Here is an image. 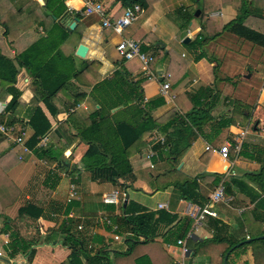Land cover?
<instances>
[{"label": "crops", "instance_id": "1", "mask_svg": "<svg viewBox=\"0 0 264 264\" xmlns=\"http://www.w3.org/2000/svg\"><path fill=\"white\" fill-rule=\"evenodd\" d=\"M87 1L0 0V55L14 61L17 55L28 52L33 45L35 49H32L31 55L27 56L28 63L33 69L50 64L51 75L67 78L64 88L48 103L42 99L38 100V80L32 76L30 70L25 66L18 67L15 88L20 92V97L18 108L13 113L6 111L11 96L6 94V88L0 82V123L12 125L16 129L15 135L21 136L25 143L33 133L28 122L38 107L51 125L50 131L41 139H47V144L49 143L53 149L49 153L59 157L61 162L38 157L36 152L39 144L34 150L21 153L16 158L18 150L15 149V145L0 134V213L2 215L0 252L3 255L0 264L63 263L70 253L68 248L62 245V239L66 237L62 232L64 230H71L79 235L93 251L104 250L106 247L127 251L128 245L125 240L126 237L131 236V233L129 226L123 222L121 210L123 201L118 207L102 203V197L115 190L126 193L127 203L132 201L147 212L164 211L177 217L172 225H160L157 228V236L153 242H150L151 244L138 246L135 250L137 256L149 253L160 262L159 264H174L181 257L176 240L181 238L187 244L188 236L192 231L193 218L190 213L200 208L199 205L207 203L218 186L211 177L214 174L222 177L225 175L221 181L225 187L227 184L230 185L226 187L225 195L232 200L229 206L220 202L211 203L212 214L204 216L202 224L191 232L190 238L196 244H200L201 248L198 250L199 254L189 261L192 257L191 252L187 264H210V262L218 264L221 253L227 245L226 242L240 241L243 244L247 243L246 240L251 241L246 235V227L258 228L252 218V212L257 204V197L264 198V194H260L251 181V175L257 173L260 167V162L257 161L262 159L255 150L264 145V83L258 87L254 95L250 83L242 84L236 81L238 75L243 77L245 75L241 72L237 74L239 67L236 66H228L231 68H228L230 74H226L218 83V78L213 72L214 66H217L215 65L217 58L208 54L214 49L215 44L222 43L225 39L221 34L220 37L215 35L221 32L223 25L234 19L236 12L227 5L222 10L211 12L208 18L209 24L201 22L196 17L194 19L197 21L193 20L189 23L193 29H188L187 26L185 27L183 17L190 13L193 6V9L197 8L195 1L145 0L149 10L139 15L133 22L130 33L133 38L134 35L137 36L140 46L150 47L156 38L159 41L157 46L164 49V52L155 55L147 76L141 68L136 69L139 64L131 65L133 61L124 62L118 56L116 46L122 37L102 28L99 17L81 16L79 20L73 17L84 8ZM95 1L100 2L113 18H119L123 14L122 4L118 0ZM250 2L252 6L264 12V0H250ZM60 11L69 16L65 22L61 20V15L54 14ZM224 12L229 19H219ZM215 13L220 15L211 17ZM74 21H76L75 27L69 30V25ZM162 22H169L179 30L184 29L185 38H189V42L184 44V38L179 40V43L190 48V56L185 51L177 53L174 49L173 52L168 49L167 46H172L175 37ZM6 28L9 31V39L4 35ZM137 33L150 34L152 38H140ZM165 35L170 38L165 39ZM229 35L231 34L228 33ZM64 36H67L65 40H63ZM206 36L210 41L202 48L194 49L187 46L196 37ZM227 38H230L226 39L228 44L232 41L247 44L234 35ZM79 45H84L88 49L84 58L76 55ZM253 51L257 53L256 61L264 65V51L261 49L259 51L253 49ZM200 53H203V58L196 60L195 57ZM227 55L232 57L227 58L228 63H236V59L241 57L237 50H228ZM122 68L130 74L128 80L130 87L134 86V83H139L143 98L141 107L148 104L145 108L147 116L160 124L166 123L175 112L180 116V122L169 129V136L153 130L144 133L140 145L134 146L132 155L134 163L132 156L129 159L134 183L127 189L111 183L93 182L89 172H77L76 169L88 146L79 138H75L62 148L64 140L58 129L71 113L78 115L75 122L80 124L84 117L99 109L97 101H94V96L91 94L95 84L108 81L107 89L110 95L106 97H115L119 92L116 83L120 84L121 81L115 73ZM167 74L169 78L166 80L164 77ZM165 83H169L170 87L164 92L162 85ZM204 90L212 95L204 102L206 104L209 101L206 106L209 120L207 118L201 130H197L191 126L184 113L191 108L190 98L198 91ZM248 92L250 94H247ZM77 93L86 94V97L75 104L74 96ZM126 102L125 105L111 109L107 131L103 133L106 139L111 141L115 139L110 129L115 123L138 124L143 118L136 112L135 98L132 97L130 101L127 99ZM241 111L243 117L239 115ZM255 123L256 130H253ZM248 125L251 129H247L241 142L247 148L245 155H235L232 147L236 135ZM69 131L75 132L71 126ZM156 137L164 139L163 146L158 143ZM224 144H229L231 147L230 158H233L231 172L234 173L231 177L224 173L229 165L223 163L216 153ZM183 150L185 151L178 166L181 165L184 172L178 171L177 168L176 170L184 177L196 180L199 193L197 204L184 198L172 186L165 190L157 187L160 178L156 179V177L171 169L170 158H174V155ZM150 153H153V156L148 159ZM64 162L69 164L67 169ZM71 185L75 187L76 195L67 202ZM27 205L42 209L44 212L42 217L32 220L25 215H19L18 210ZM159 205L166 207L159 208ZM259 212L255 211L259 216L263 215L264 220V213L261 215ZM99 215L110 218L117 226V231L95 223L94 218ZM5 219L7 224L4 223ZM184 219L191 221L189 228L187 226L186 229L183 227L176 230L182 224L184 226ZM262 231H264V223ZM115 235L119 240L113 239ZM213 237L226 242L210 243ZM20 241L37 243V246L33 247L34 254L29 262L22 254L25 245L19 244ZM3 247L7 248L6 252ZM55 250L59 252L55 253ZM261 256L262 253L258 250L257 257ZM256 262L258 263L256 257L252 255L251 247L231 257V264H256Z\"/></svg>", "mask_w": 264, "mask_h": 264}, {"label": "trees", "instance_id": "2", "mask_svg": "<svg viewBox=\"0 0 264 264\" xmlns=\"http://www.w3.org/2000/svg\"><path fill=\"white\" fill-rule=\"evenodd\" d=\"M118 1H120L122 4L123 12L125 9L132 8L134 5H138L142 13H147L149 10L145 0ZM193 1H195L197 4L196 10L192 14L187 13L183 17L187 25L192 19L196 18V11L200 12L198 20L202 22L210 18L209 16L211 12L222 10V8L230 5V7L235 9L236 15L233 20L223 25L221 32L215 36H219L223 32H227L264 51V28H262L261 31H258L256 29V25L250 23L251 18L264 21V12L252 6L249 0ZM54 14L55 16L61 15V20L64 22L67 18H69L68 14L62 11L59 13L54 12ZM73 17L76 20L81 18L79 13L74 14ZM133 24L134 23L127 27L124 36L139 42L140 40H137V36L135 37L134 35L133 38V35L130 33V29ZM4 35H6V37L9 39V31L7 28ZM137 35L144 39L152 38L150 34L137 33ZM66 38L67 36H64L63 40ZM208 41H210V38L207 36L205 38L196 37L195 40L189 43L187 46L193 47L194 49L197 47L202 48V46ZM158 42L159 41L155 38L150 47H145L143 45L140 46V51L142 53H148L150 51V54L155 58L157 53L159 55V53L164 52V49H161L159 46H157ZM32 49H35V46L32 45L28 52L17 55L14 58V61L6 59L0 55V82L4 84L6 88V94L11 96V99L6 107L7 112L13 113L19 105L18 99L20 97V92L15 88L18 67L25 66L28 70H30L32 76L38 80V100L42 99L49 103V100L64 88L63 86L67 78L60 75H51L50 64L36 69H33V67L29 65L27 56L31 55L30 52ZM202 54L203 53L197 55L195 59L201 60L203 58ZM133 61L135 64H139L136 69L141 68V64L138 60ZM208 61L211 62L210 59H208ZM215 70H217V66H214L213 68L214 73L216 72ZM75 75H77V73ZM115 75L121 80L120 84L116 83L119 92L115 97H106L110 95V92L107 89L108 81H102L95 84L91 89V94L94 96V101H97L99 109H96L84 117L85 119H82L80 124L75 122L78 115L71 113L68 115L67 120L58 129L64 140L62 143V148L71 143L75 138H79L81 142L88 146L86 153L80 160V168L77 167L76 169L77 172H89L90 178L93 182L111 183L114 186L127 189L132 183H134L133 171L129 161L130 157L134 154V146L136 147L140 145V139L146 132L158 130V132L169 136V129L173 125L177 124V122H180V116L175 112L166 123H158L157 120L145 114V108L148 104H144L143 107H141L143 98L142 92L140 91V85H138L139 83H134V86L131 85L130 87L128 84L130 74H128L123 68L121 71L115 73ZM164 78L167 80L169 78V74H167ZM209 95L210 94H208V92L205 90L195 93L190 98L191 108L189 111L184 113L191 126L197 130H201V128L205 125L206 119L208 118V108L206 106L209 101L206 104H204V102H206L207 97L210 98L212 96ZM85 97L86 94L77 93L74 96V103L77 104L78 101H82V99ZM132 97L137 101L135 106L136 112L141 114L143 117L140 123H115L112 125V128H110L115 135V139L112 141L106 139L103 133H106L107 131L109 122L108 115L110 114L111 109L118 107L119 105H125L127 103V99L130 101ZM239 115L243 117V112L241 111ZM28 126L32 129L33 133L24 143V146L28 150H34L37 147V144L40 142L41 137L46 136V134L50 131L51 125L47 121L42 111L37 107L30 117ZM70 126L75 130L74 133L69 131ZM14 145L15 149L18 150L16 158L21 153L25 154L21 146L18 144ZM246 149V145L243 146L242 143L238 154L245 155ZM50 150L53 149L48 143L45 147H39L36 154L40 158H47L48 160L52 161L57 160L59 163H61L59 157H55L49 153ZM184 151L185 150L174 155V158H170V162L172 164L171 169L156 177V179L160 178L157 181V187L160 190H165L169 186H172L174 189L179 191L184 198L197 204L199 193L196 180L194 178H186L176 170L180 159L184 154ZM255 152L261 155L262 159L257 161L260 162V167L257 173L251 175V181L255 185L256 189L259 190L260 194H264V145L257 147ZM230 157L232 156L230 155ZM249 157L253 159L252 156ZM202 159L205 160V158ZM211 177H213L215 185H218L223 178L221 175L217 174L211 175ZM232 181L235 180L232 179ZM227 186L230 187L229 184H227ZM257 198L258 201L253 209L252 218L254 222L257 223L258 228L246 227V235H248L251 241L243 243L241 246L231 250L235 245L239 244L240 241L226 242L223 239H217V237H213L210 240V243L224 244L226 242L227 244L225 245L224 251L221 253V258L218 264H224V257L230 250L231 251L227 256L226 263L231 264V257L233 255H238L239 252H245L247 247H251L252 255L254 258L256 257V260L258 261L256 264H264V238L258 239V237L264 235V231H262V226L264 223V220L262 219V213H264V198ZM203 204L199 206L202 207ZM121 210L123 212V222L125 225L129 226L131 233V236L126 237L125 240V243L128 245L127 251L122 252L112 247H106L104 250L99 249L93 251L79 235L74 234V232L71 230H64L62 232L66 234V237L62 239V245L68 248L70 253L66 260L60 264H159L160 262L153 256H150L147 252L137 256L135 252L136 247L151 244L150 242H153L157 236V228L160 225H172L176 221L177 217L164 211H159L157 213L147 212L143 207L135 204L132 201H129L125 207L122 205ZM254 210L260 211L259 213L262 216H259ZM18 213L19 215H25L32 220H38L40 217H42L44 212L38 207L27 205L26 207L20 208ZM1 216L2 215L0 213V217ZM4 223L7 224V219L4 220ZM190 224L191 221L184 219V226L182 224L181 226L177 227L176 230L182 229L183 227L186 229L187 226L189 228ZM140 238H142V241H140ZM179 240H181V238H179ZM19 244L25 245V249L23 250L22 254L27 257L29 262V259L34 254L33 247H36L37 243L34 241H20ZM187 247L190 249V254L192 252V257L189 259V261H191V259L199 254L198 250L201 248V246L200 244H196L192 238H189L187 239ZM258 250L262 253L261 257H257ZM58 252L59 250H55V253ZM210 264L212 263L210 262Z\"/></svg>", "mask_w": 264, "mask_h": 264}, {"label": "built area", "instance_id": "3", "mask_svg": "<svg viewBox=\"0 0 264 264\" xmlns=\"http://www.w3.org/2000/svg\"><path fill=\"white\" fill-rule=\"evenodd\" d=\"M142 13L140 7L138 5H134L132 8H127L123 12V14L119 18H113V16L103 7V5L99 2L94 0H88L85 4L84 8L79 12L80 15L83 16H92L96 15L99 17L101 22V26L104 29H108L111 32L120 35L122 38L118 42L116 46V52L118 56L124 61H133L138 60L141 64V70L144 72L145 75L148 76L149 74V66L154 62V57L149 53H142L140 51V44L134 41L131 38H127L124 36L125 30L129 27L133 22L137 20L139 15ZM220 15L219 13L212 14L211 17ZM170 87L169 83H165L162 85V91L168 90ZM16 129L12 125H4L0 123V134L7 137L12 144H18L23 148L25 153H28V149L24 146V141L21 136L15 135ZM247 132V128L240 131L235 138V144L233 145L232 149L235 155H238L240 151L241 142ZM158 143L163 146L165 141L163 138L156 137ZM39 147H45L47 144V139L42 138L38 143ZM207 150H210L209 147H206ZM230 145L224 144L220 146L216 153L219 156V159L223 163H227L229 168L226 167L224 173L227 176H234V173L231 172L232 162H230ZM153 156V153L148 154L147 158L150 159ZM21 159V157L19 158ZM199 181V180H197ZM76 195L75 187L73 185L70 186L67 202H70ZM126 193L120 192L118 190L112 191L111 193L104 195L102 197V203L104 205H113V206H120L121 202L125 199ZM231 198L226 197L225 195V187L223 181H221L218 186L214 189L212 194L210 195L208 202L205 203L202 207L194 209L190 216L193 218V227L192 231L197 229L204 219V216L211 215L212 212L210 211L211 203H222L226 206H229L231 203ZM159 208H165V205H159ZM94 222L101 225H106L107 227L111 228L113 231H117V226L113 224L110 218L105 215H99L98 217L94 218ZM191 231V232H192ZM190 235L188 238L192 237ZM114 240H119L118 236L115 235L113 237ZM176 244L180 247V255L181 257L174 262V264H187L188 257L190 255V250L187 247L185 240H177ZM2 253L0 252V258L2 257Z\"/></svg>", "mask_w": 264, "mask_h": 264}, {"label": "rangeland", "instance_id": "4", "mask_svg": "<svg viewBox=\"0 0 264 264\" xmlns=\"http://www.w3.org/2000/svg\"><path fill=\"white\" fill-rule=\"evenodd\" d=\"M95 1V0H94ZM250 1V0H249ZM100 3V2H99ZM104 7V6H103ZM194 8V6L192 7V10L190 11V13L189 14H192L194 11H195V9H193ZM235 10V9H234ZM81 11V10H80ZM79 11V12H80ZM78 12V13H79ZM80 15V14H79ZM80 16H83V15H80ZM199 17V16H198ZM219 19H229V17L227 16V14H225V12L223 13V16H220L219 17ZM197 21V19H192L191 21ZM224 21V20H223ZM231 21V20H230ZM203 22H206V23H208L209 24V20L207 19V20H204ZM162 23H164L165 25H167V27H168V29H169V31L170 32H172V34L174 35V37H175V40H173V43H172V46H167L168 47V49L170 50V51H172L173 52V49L175 50V52H177V53H179V52H187V54H188V56H190V52H189V50H190V48L188 47H186V46H184V45H181L180 43H179V40H183L184 38H185V32H184V29L182 28V29H178V27L176 28H174L173 26H171L170 25V23L168 22V23H166V22H162ZM205 23V24H206ZM250 23H252V24H255L256 25V29L258 30V31H261L262 30V28H264V21L263 20H258V19H254V18H251V20H250ZM247 24H248V20H247ZM188 27V29H193V26H189V24L187 25L186 23H185V27ZM221 30V29H220ZM175 34H177V35H175ZM221 35H223L222 36V38H225L223 41H222V43H218V44H215L214 45V49L213 50H211V51H209V49L207 50V51H209L208 52V54H210V55H212L213 57H216L217 58V60L215 61V65H217V70H215L216 71V73H214L215 74V76L218 78L217 80H218V83L222 80V78L226 75V74H230V71L228 70V68H230V67H228V66H231V67H234V66H236V67H239V70L237 71V74L239 73V72H241V73H243V74H245L246 75V77H248V78H246L245 77V75H244V77H243V75L241 76V75H238L237 76V80L236 81H238V82H240V83H245V82H248V83H250L251 84V88H253V89H251V91H252V93L254 94V95H256V91H257V89H258V87L261 85V84H263L264 83V65L263 64H259L257 61H256V59H257V53L255 52V51H253V49H255V50H257V51H259L260 50V48H258V47H255V46H253L252 44H250V43H248V42H246L247 44H245V43H239V42H231V44H228L227 43V40L228 39H230V38H227V37H229V36H232V35H229L228 36V33L227 32H225V33H222ZM170 38V36H168V35H165L164 36V38L166 39V38ZM220 37V36H219ZM167 38V39H168ZM227 39V40H226ZM166 41V40H165ZM165 43V42H164ZM164 43H162V44H164ZM239 43V44H238ZM250 46H249V45ZM228 47V48H227ZM250 47H252V48H250ZM228 50H237V51H239V53H240V56L241 57H238V59H236L237 61H236V63H228V61H227V58H230L231 56H229V55H227V51ZM262 50V49H261ZM213 51V52H212ZM263 51V50H262ZM243 57L245 58V59H243ZM232 58V57H231ZM230 58V59H231ZM247 59V60H246ZM246 60V61H245ZM258 64V65H257ZM131 65H134V61L133 62H131ZM231 69V68H230ZM249 72H251V73H249ZM225 84V83H224ZM247 94H250V92H248ZM250 96V95H249ZM253 100H254V98L252 97V102H253ZM247 129H251V126L250 125H248L247 127H246ZM245 128V129H246ZM249 130H248V132H249ZM133 158V156L131 157V159ZM133 160V159H132ZM233 161V158L230 160V162H232ZM132 163H134V160H133V162ZM225 175H223V177H224ZM3 250L6 252V250H7V248H5V247H3ZM8 256H10V255H8ZM114 264V263H113Z\"/></svg>", "mask_w": 264, "mask_h": 264}, {"label": "water", "instance_id": "5", "mask_svg": "<svg viewBox=\"0 0 264 264\" xmlns=\"http://www.w3.org/2000/svg\"><path fill=\"white\" fill-rule=\"evenodd\" d=\"M198 16H199V11H196V13H195V17H198ZM75 24H76V21L72 22V23L69 25L68 29H69V30H72V29L75 27ZM188 42H189V38H185L184 41H183L184 44H187ZM87 50H88L87 47H85L84 45H79V46L77 47V49H76V55H77L78 57H80V58H84V57L86 56V54H87ZM256 125H257L256 123L253 125V127H252L253 130H256ZM63 164H64V166H65L66 169L69 167L68 162H64ZM177 169H178V171H182V172H184V171L182 170V168H181V165H179V166L177 167ZM127 201H128V197H127V195H126L125 199L123 200V206H124V207L126 206ZM262 238H264V236L259 237V239H262ZM246 242H249V240H246ZM240 244H242V243H240ZM240 244H238V245H236L235 247H233V249L237 248ZM233 249H232V250H233ZM228 254H229V253H228ZM226 258H227V257H225V259H224V260H225V261H224V264H227V263H226Z\"/></svg>", "mask_w": 264, "mask_h": 264}]
</instances>
